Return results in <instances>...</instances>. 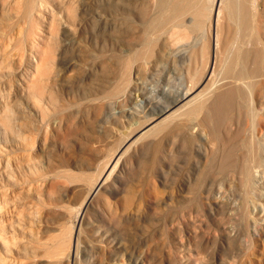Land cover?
Segmentation results:
<instances>
[{"label": "rangeland", "instance_id": "1", "mask_svg": "<svg viewBox=\"0 0 264 264\" xmlns=\"http://www.w3.org/2000/svg\"><path fill=\"white\" fill-rule=\"evenodd\" d=\"M30 1L0 0V264H264V172L256 192L234 171L261 160L251 114L264 133V112L237 96L218 117L213 107L232 86L224 62L264 48V0H252L248 32L217 10L229 45L217 85L183 119L170 96L191 85L188 44L205 54L198 65L212 58L214 0L183 15L188 39L168 13L147 26L157 0L148 17L120 0H36L42 18L21 13Z\"/></svg>", "mask_w": 264, "mask_h": 264}, {"label": "bare ground", "instance_id": "2", "mask_svg": "<svg viewBox=\"0 0 264 264\" xmlns=\"http://www.w3.org/2000/svg\"><path fill=\"white\" fill-rule=\"evenodd\" d=\"M146 1L147 0H142V1L141 0H120V8L124 12H126L130 15L136 16L137 14H139V15H142V17L143 16L148 17L149 14L151 13V11H150V7H148L150 4L149 5H147V4L151 1H149L148 3ZM198 1L199 0H157L156 6L162 12V15L159 17H156V18H151L146 24L149 28H153V27L154 28H160V26H162L164 24V22L166 21V19L164 18L165 13H168V14H170L171 17H175L176 20L178 21L177 24L175 25L176 27H174V29L178 28L179 29L178 32L181 30L182 31V32L180 31L181 34L183 32L189 33L187 30H185V28H182V29H184V31L179 28V27H184L183 22L181 23L180 20H182L183 15H185L187 12L194 11V10H198L200 12L199 8L196 6ZM253 3L254 2L252 0H228V1H226V0H214L213 7H212V12H213L212 14H214V16L212 15V17H214V18H213L211 23L209 22L210 23L209 24V31H210L209 34L212 32L213 23H215V27H214L215 35H214V37L212 36L213 46H212V44L210 45V46H212V51H211L212 56L210 55L212 58H210V57H208V59L205 58L207 60H204V61L202 60L204 63H202V61L199 59L201 61V64L202 65L204 64L203 65L204 67H202L201 64H199V65L197 64L198 62L196 61V59L198 57H196L195 55H197V53L202 54V52L198 49V50H196L197 53H195V51H194V48L196 47L195 44H191V45L188 44V46H190V50L187 46H185L188 48V50H187V48L184 49V50L188 51L185 54H183L185 51L181 48V51L182 50L184 51L182 54L184 55L185 60L189 61V62H186V61L185 62L190 63L191 65L195 64V62H196L195 65H197V66H195L193 71L188 70L185 73V74H187V78H188L187 81L189 82V84H191L190 87L188 86V88H187L184 86L183 90H181V89L176 90L174 95L170 96V102L171 103H173L174 105H180L181 104L175 110V112H173V115H178L177 119L190 118L191 115L197 114V113L201 112L202 110H204V108L207 106V103L210 99L209 94L212 92L214 86L217 85L214 82L211 83V81L213 79V76H215L217 74V69H218L217 67H218L219 63H221V62H219V60L222 59V58L219 59L220 51H221L222 46L228 41L226 36H229V34H230L229 32L231 31L230 29L225 28L226 30H230V31L229 32L227 31L228 34L225 33L224 36L226 37V40H225V38H223V39L226 42L223 40V44H222L221 43V39H222L221 37H222V33L224 32L223 28L225 26L222 28L223 32H220V31H222V30H220V23L222 21H221V18L218 19V17H219L218 14L220 12L218 14H216L217 10L219 8L221 9V6H222V9H224L226 11V16L229 18L228 21L233 26L232 27L233 31L237 32V34H238L239 31L248 32L252 28L250 20L252 19V15H253L251 12V8H252ZM222 9H221V11H222ZM36 12H39L36 15V18H42L43 14L41 13V10L38 9L36 0L28 2L24 6V8L21 10V13L24 16H33ZM222 13H223V11H222ZM219 20H220V23H218ZM145 21H147V20H145ZM209 21H210V19H209ZM222 23H224V22H222ZM221 25H223V24H221ZM228 25H226V26H228ZM200 27H201V23L199 21H196L195 26H194L195 30H197L196 28H200ZM257 30H259V29L257 28ZM175 31H173L174 35L176 34ZM233 31H232V33H233ZM178 32H177V35H178ZM253 32L254 31H252L251 33H253ZM211 34H213V33H211ZM171 35H173V34H171ZM183 35H184V33L182 34V36ZM185 35L187 36L188 34L185 33ZM185 35L183 38L188 39V37H186ZM203 35L205 36V34H203ZM220 35H221V37H220ZM243 35L244 34H242V37H243ZM170 37L172 38V36H170ZM179 38H180V36H179ZM168 40H170V39L168 38ZM174 40H175V38H174ZM174 40L172 42H174ZM230 40L231 39H229V41ZM189 41H191V40H189ZM186 42L188 43V41H186ZM168 43H171V41ZM178 44H180V42ZM178 44H177V46H178ZM172 45H174V44H172ZM172 45H170V46H172ZM226 45L227 44H225L224 46L227 48V46H229V45H227V46ZM234 45H236V44H234ZM253 46H254V44H253ZM253 46L251 48L252 50H249V49L246 50V48H245V50H243V49L238 48V50L235 51V53L231 56V58H228L229 60L227 59L228 62H224V63H227V65H225L226 68H225L224 81L231 83L232 86L228 88L229 89L228 91L222 92V93L215 96V98L213 100V102H214L213 107H214L216 117H218L219 114L221 113V111L223 110V105H224L225 100L228 98H231L232 100H234V98L236 96L239 99L237 104H236L237 107L246 108L247 106L244 104L248 103L250 106L252 104L254 106L255 105L259 106L260 110L264 112V48L262 47V48L258 49L257 45H255L257 48L256 47L253 48ZM164 47H165V44H164ZM225 47H223V49ZM205 48H207V47H205ZM176 50H177V48H176ZM224 50H222V51L224 52ZM198 51H200V52H198ZM223 52H221V53H223ZM180 53L181 52H179L178 54L180 55ZM207 53L208 52H206V55H207ZM168 54L170 55L169 52H168ZM182 54H181V57L183 56ZM203 54H202V56H203ZM198 56H200V55H198ZM202 56H200V58ZM204 56H205V54H204ZM221 56H222V54H221ZM195 57H196V59H195ZM182 59H183V57H182ZM179 60H181V59H179ZM194 60H195V62H194ZM180 62H182V61H180ZM201 68L203 69L202 72H201ZM222 73H223V71H222ZM186 85H188L187 82H186ZM171 103L163 105L162 107H159L158 109H155V110L151 109V111H154V114H156V115H160V114L164 115L166 112H168L170 110ZM140 106L143 109H146L147 108L146 101L141 100ZM251 116H252L251 123L254 125L253 137L259 144L257 147V149H258L257 153L260 156L261 160L259 162H255V160H251V161L246 160L245 163L237 166L234 171L238 175V177H239V179L243 185L247 186V188L251 191L253 189L254 190L256 189L255 191L257 192L260 173L264 172V142H262L264 139V133H262L261 129H260V127L262 126V122H260L258 124V126H255L257 111H256V113H252ZM156 119H158V118L153 117V119L151 120V123H153V121H156ZM194 120L195 119H193V121ZM191 123H192V120H191ZM191 123H185L179 129L181 131H184L187 129L193 130L196 126V123H195V125H193ZM156 124H154V125H156ZM91 192L89 193V195L91 194Z\"/></svg>", "mask_w": 264, "mask_h": 264}]
</instances>
